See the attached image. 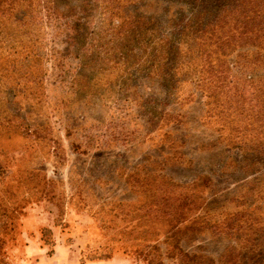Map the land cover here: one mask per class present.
Segmentation results:
<instances>
[{
	"label": "rangeland",
	"instance_id": "374dc122",
	"mask_svg": "<svg viewBox=\"0 0 264 264\" xmlns=\"http://www.w3.org/2000/svg\"><path fill=\"white\" fill-rule=\"evenodd\" d=\"M248 1L0 0V264H264Z\"/></svg>",
	"mask_w": 264,
	"mask_h": 264
},
{
	"label": "trees",
	"instance_id": "16d2710c",
	"mask_svg": "<svg viewBox=\"0 0 264 264\" xmlns=\"http://www.w3.org/2000/svg\"><path fill=\"white\" fill-rule=\"evenodd\" d=\"M239 2V8H243L242 11L237 12L235 14L232 15V17H236L238 19H243L246 21V23H249L251 25H256L259 26V24L257 23V18L253 16V14H256L257 12L253 9V5L251 8V1H244V3L241 0H237ZM260 6L259 2L256 4V8ZM222 12H224V10H222ZM245 23V24H246ZM261 32V29H259ZM264 37V34H262Z\"/></svg>",
	"mask_w": 264,
	"mask_h": 264
}]
</instances>
